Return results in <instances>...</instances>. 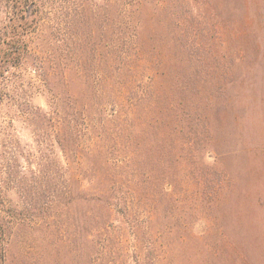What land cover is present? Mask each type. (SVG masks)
<instances>
[{
    "label": "rangeland",
    "instance_id": "obj_1",
    "mask_svg": "<svg viewBox=\"0 0 264 264\" xmlns=\"http://www.w3.org/2000/svg\"><path fill=\"white\" fill-rule=\"evenodd\" d=\"M133 1L29 4L40 22L27 58L0 73L3 263L264 264V219L240 217L226 168L233 101L264 51V0ZM17 14L0 0V49ZM137 25L138 56L120 70L113 32ZM92 155H107L108 179L91 174ZM77 187L121 200H77Z\"/></svg>",
    "mask_w": 264,
    "mask_h": 264
},
{
    "label": "crops",
    "instance_id": "obj_2",
    "mask_svg": "<svg viewBox=\"0 0 264 264\" xmlns=\"http://www.w3.org/2000/svg\"><path fill=\"white\" fill-rule=\"evenodd\" d=\"M259 47L264 48V43ZM262 53L251 60L245 73L240 106L233 101L234 122L237 123L233 122V155H228L231 161L226 166L239 197V215L249 222L264 219V51ZM236 106L240 111L238 115Z\"/></svg>",
    "mask_w": 264,
    "mask_h": 264
},
{
    "label": "trees",
    "instance_id": "obj_3",
    "mask_svg": "<svg viewBox=\"0 0 264 264\" xmlns=\"http://www.w3.org/2000/svg\"><path fill=\"white\" fill-rule=\"evenodd\" d=\"M141 2L142 4L149 3V0H134L130 4H134L138 6ZM30 3H32V0H14V4L16 6L18 14H17V17L13 18L11 22L9 23L8 32L6 33L7 40H5V46H3L0 49V73L1 74L3 73L4 68L7 66L8 63H11V62L18 63L22 59L27 58V45L23 42L24 36L28 34L29 32H31L32 30H34L40 22V10L31 9L32 11H28V7ZM139 27L137 25L136 28L129 30L127 33L126 32L123 33V31L113 32V36H114L113 48H112L113 57H114L113 64L118 63L119 61L120 63L117 66V68L120 70H122V66L127 61L126 60L127 57L131 61H136V57L138 56V53H139L138 51L139 48L138 47L132 48V46L128 47L127 45L129 43L128 41L130 40V38L138 39L139 34H140ZM120 43H123V46L120 47L119 45ZM136 48L137 50H135ZM113 67L114 69H116L115 65ZM204 102H206L207 104L209 103L214 104L215 102L217 103V98H216V101L215 100L209 101L208 97H206V100ZM197 115H200V113L198 112ZM190 124H191V132L193 133V136L194 135L198 136L199 135L198 130L197 131L195 130L198 126V117L196 116V118H192V121H190ZM162 138H165V137L162 136ZM162 142H164V139H161V143ZM194 143L191 142V144H194ZM160 151H161V155H163L162 148L160 149ZM108 162L109 161H108L107 155H105L104 157L102 155H92V156H88L85 160V163L89 167L91 174L93 175L100 174L101 176L100 179H104V180L109 178V172H106L108 170V165H107ZM102 165L104 166L105 171L98 172L99 170H101ZM201 167H202V163H200V166L198 168H201ZM216 173L218 175V183L220 180L222 184L223 182V177L221 176L222 173L219 170H216ZM170 175H172V177H168V174L163 172L161 176L163 177V180H167L168 183H171L172 181H177L178 176L183 177L185 174L177 172V173L170 174ZM221 184L217 186V192L220 190ZM98 189L104 190L103 192H100L103 194H107L109 192L108 190L110 189L118 190V189L111 188V187L108 188L103 185L102 187H99ZM112 192L113 193L111 195H108V196H111L109 197V199L102 198L103 194L93 195L92 197H90L84 190L77 187L76 188V199L77 200L78 199L101 200L102 203L109 208V206L115 200L117 201L121 200V198L119 197L120 194L117 191H112ZM4 200H5L4 194H3L2 186L0 182V234L1 232L2 233L4 232V217H5L4 212L9 213V215L11 214L10 213L11 208L6 207ZM78 234H82V233H78ZM85 235H86V232H85ZM85 238L87 239L88 235ZM77 240L78 239L76 236V243H77ZM79 249H80V244L77 243L76 244V256L78 253H80ZM0 251H1V254H4V248L2 245V241H0ZM0 258H1L0 264H4L3 262H4L5 257L0 256Z\"/></svg>",
    "mask_w": 264,
    "mask_h": 264
}]
</instances>
